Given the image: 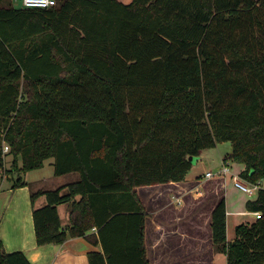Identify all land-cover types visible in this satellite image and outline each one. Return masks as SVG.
I'll list each match as a JSON object with an SVG mask.
<instances>
[{
	"label": "trees",
	"instance_id": "trees-1",
	"mask_svg": "<svg viewBox=\"0 0 264 264\" xmlns=\"http://www.w3.org/2000/svg\"><path fill=\"white\" fill-rule=\"evenodd\" d=\"M56 2L0 0V171L10 155L6 174L53 159L56 176L77 175L32 192L47 197L33 211L37 244L88 237L103 248L89 264H150L137 189L183 182L190 158L229 142L241 178L260 186L246 209L261 217L228 243L222 198L213 244L227 264H264V0ZM0 264L31 263L0 240Z\"/></svg>",
	"mask_w": 264,
	"mask_h": 264
},
{
	"label": "crops",
	"instance_id": "crops-1",
	"mask_svg": "<svg viewBox=\"0 0 264 264\" xmlns=\"http://www.w3.org/2000/svg\"><path fill=\"white\" fill-rule=\"evenodd\" d=\"M219 148H223V153H220ZM212 150L218 152L217 164L206 173L216 172L224 163L228 165L231 163V143L218 144L216 148L204 151L201 158L214 156L215 153L210 155ZM47 164L53 170L50 176L45 174L28 180L27 176L31 173H25L22 177H25L23 181L28 185L23 187L14 188L12 174H0V240L8 253L22 252L31 264H89L91 252H103L102 245L100 242L95 243V239L93 243L88 237H76L69 238L63 244L43 246L37 244L33 211L45 206L47 197L43 194L33 201L32 192L65 187L77 179L75 174L56 176L53 159L47 160L41 170ZM243 170L244 164L232 162V170L225 177L207 178L204 174L203 178L194 181L188 179L187 175L183 182L138 188L137 194L146 216L144 241L149 263L218 264L220 253L213 244L211 230L212 213L218 202L222 198L226 201L228 243L235 240V229L238 225L250 223L261 217L259 212L239 209L231 211L235 206L233 200H230V193L240 191L234 186L233 177L241 178L240 173ZM260 185L264 186V183ZM62 193H68V188L63 189ZM257 193L258 191L252 195L253 199ZM79 199L77 196L74 200ZM242 200L246 207L248 200L246 202ZM71 210V202L58 206L63 228L70 226ZM246 214L252 215L253 218L247 220ZM88 235L97 238V230L91 231ZM224 263L227 264V256Z\"/></svg>",
	"mask_w": 264,
	"mask_h": 264
},
{
	"label": "rangeland",
	"instance_id": "rangeland-1",
	"mask_svg": "<svg viewBox=\"0 0 264 264\" xmlns=\"http://www.w3.org/2000/svg\"><path fill=\"white\" fill-rule=\"evenodd\" d=\"M119 1H122L124 3H130L131 2V0H119ZM14 3H15L16 7H22V0H15ZM225 143H228V142H225ZM220 144H222V143H220ZM5 146H8V145H5ZM5 146H4V148H5ZM219 150H220V153H223V148H219ZM212 151L213 152H210L211 153L210 155H214V153H215L214 156H203L202 158L201 157H197V158L193 157V159H194L193 166L188 173V179H192L194 181L197 180V178L201 179V178H203L202 175H204V174L206 175L207 170H211L214 168L213 166H215L217 164L216 158H218V154H217L218 152L214 151V150H212ZM5 152L6 153L10 152V147H9V150L5 151ZM9 162H12V156H10V155H8L6 157V164H8V166L6 165L4 170H3L4 173L1 171L0 174L6 175L5 174L6 170H9V169L12 170L11 163H9ZM19 163L21 164V162H19ZM219 164L217 166H219ZM21 166H22V164L20 165V167ZM229 168L231 171L232 170V162L229 164ZM51 171L53 172L52 168H50L49 164H47L43 170L38 169V170H33V171L28 172L31 174H28L27 179L33 180L35 177L40 176V175H45V174L47 176H50V174L52 173ZM12 173H13L12 175L14 177V180H17L19 178V176L23 175V173L19 174V173L13 172V171H12ZM198 176H202V177L199 178ZM22 178H23V180L25 179L24 176ZM253 198H254L253 196H249V195L244 194L240 191H238L236 193H230V200H233V203H234L233 205L235 206V208H231V211L236 210V209L247 211L246 207H244V204L242 203V201H243L242 199H244V201L246 202V200H253ZM245 217L247 218V220H250L253 218V216L252 215L249 216V214H246ZM230 218H231V225H232L233 224L232 223V217H230ZM217 262H218V264H222V262L223 263L226 262V256L224 253L218 254Z\"/></svg>",
	"mask_w": 264,
	"mask_h": 264
},
{
	"label": "built area",
	"instance_id": "built-area-1",
	"mask_svg": "<svg viewBox=\"0 0 264 264\" xmlns=\"http://www.w3.org/2000/svg\"><path fill=\"white\" fill-rule=\"evenodd\" d=\"M15 0H13L14 2ZM56 0H22V7L24 8H30V9H48L56 5ZM9 146H5L4 151H8ZM230 174V168L227 163H224V165L217 170L216 172H208L206 173L207 178H213V177H225ZM234 186L242 191L243 193L252 196L256 191L259 190L258 185H252L248 182H245L243 179H241L238 176L233 177Z\"/></svg>",
	"mask_w": 264,
	"mask_h": 264
},
{
	"label": "water",
	"instance_id": "water-1",
	"mask_svg": "<svg viewBox=\"0 0 264 264\" xmlns=\"http://www.w3.org/2000/svg\"><path fill=\"white\" fill-rule=\"evenodd\" d=\"M190 160H191V161H192V163H193V161H194L193 157H192V158H190Z\"/></svg>",
	"mask_w": 264,
	"mask_h": 264
}]
</instances>
